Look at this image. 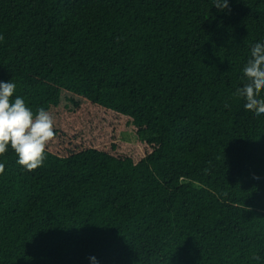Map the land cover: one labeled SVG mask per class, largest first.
Masks as SVG:
<instances>
[{
  "label": "trees",
  "instance_id": "obj_1",
  "mask_svg": "<svg viewBox=\"0 0 264 264\" xmlns=\"http://www.w3.org/2000/svg\"><path fill=\"white\" fill-rule=\"evenodd\" d=\"M228 5L0 0L3 82L32 76L154 140L139 159L47 146L32 171L9 145L0 264H264V114L236 95L264 0Z\"/></svg>",
  "mask_w": 264,
  "mask_h": 264
},
{
  "label": "rangeland",
  "instance_id": "obj_2",
  "mask_svg": "<svg viewBox=\"0 0 264 264\" xmlns=\"http://www.w3.org/2000/svg\"><path fill=\"white\" fill-rule=\"evenodd\" d=\"M14 73V69L0 63V81ZM15 84L13 102L19 96L33 113L43 107L53 115L54 137L47 146L54 152L67 154L94 145L139 159L152 149L154 140L141 139L125 115L32 76Z\"/></svg>",
  "mask_w": 264,
  "mask_h": 264
},
{
  "label": "clouds",
  "instance_id": "obj_3",
  "mask_svg": "<svg viewBox=\"0 0 264 264\" xmlns=\"http://www.w3.org/2000/svg\"><path fill=\"white\" fill-rule=\"evenodd\" d=\"M213 4L221 10L229 6L228 0H213ZM243 73L247 82L237 89L236 95L246 99V110L260 116L264 114V99L258 98L264 90V43L257 42L252 46ZM15 90L16 84L12 81H0V156L10 145L18 156L17 163L32 171L44 163L47 145L54 137L55 121L51 112L43 107L33 113L19 96L13 102L11 97ZM4 169L5 165L0 163V174ZM90 259L93 264H98L95 256Z\"/></svg>",
  "mask_w": 264,
  "mask_h": 264
}]
</instances>
